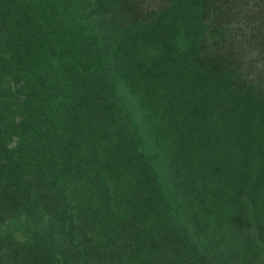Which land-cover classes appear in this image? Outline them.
I'll return each instance as SVG.
<instances>
[{"label": "trees", "instance_id": "obj_1", "mask_svg": "<svg viewBox=\"0 0 264 264\" xmlns=\"http://www.w3.org/2000/svg\"><path fill=\"white\" fill-rule=\"evenodd\" d=\"M0 264H264V0H0Z\"/></svg>", "mask_w": 264, "mask_h": 264}]
</instances>
